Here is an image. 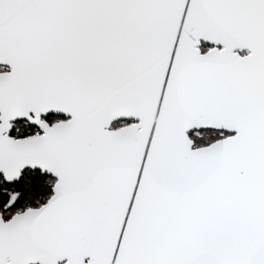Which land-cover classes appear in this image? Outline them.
I'll use <instances>...</instances> for the list:
<instances>
[{
    "label": "snow or ice",
    "instance_id": "snow-or-ice-1",
    "mask_svg": "<svg viewBox=\"0 0 264 264\" xmlns=\"http://www.w3.org/2000/svg\"><path fill=\"white\" fill-rule=\"evenodd\" d=\"M0 264H264V0H0Z\"/></svg>",
    "mask_w": 264,
    "mask_h": 264
}]
</instances>
